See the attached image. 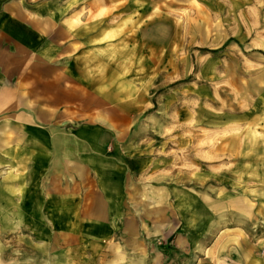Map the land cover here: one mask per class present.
<instances>
[{
    "label": "rangeland",
    "instance_id": "374dc122",
    "mask_svg": "<svg viewBox=\"0 0 264 264\" xmlns=\"http://www.w3.org/2000/svg\"><path fill=\"white\" fill-rule=\"evenodd\" d=\"M133 3L118 12L117 22L101 23L95 40L87 38L86 49L94 54L85 59L100 68L96 89L109 98L103 110L130 116V136L141 155L151 158L148 182L165 176L168 185L181 187L180 216L169 226L197 228L193 236L181 230L164 251L147 238L136 249L154 256L147 264H241L238 243L244 240V249L253 252L256 225L264 257V0ZM239 131L241 151L232 149ZM180 139L196 149L195 159L183 158ZM223 145L231 148L224 157L217 148ZM203 195L224 197V226L216 224L223 220ZM243 198L256 215L242 222L245 227L234 211L247 205ZM171 203L166 199L167 209ZM35 217L36 230L6 229L0 264H142L126 261L110 240L79 248L75 238L59 235L56 216Z\"/></svg>",
    "mask_w": 264,
    "mask_h": 264
},
{
    "label": "crops",
    "instance_id": "0c3cea01",
    "mask_svg": "<svg viewBox=\"0 0 264 264\" xmlns=\"http://www.w3.org/2000/svg\"><path fill=\"white\" fill-rule=\"evenodd\" d=\"M133 5V0H0V175L12 168L29 220L52 215L58 226L65 214L66 226L58 229L75 238L77 247L110 240L126 261L147 264L155 258L136 249L141 238L154 246L156 240L164 251L181 230L193 236L197 228L169 226L180 216L181 187L168 185L165 176L148 182L151 158L141 155L130 136V116L103 110L109 98L96 89L100 68L85 59L94 54L86 49L87 38L95 40L101 23L117 22L118 12ZM88 98L92 104L86 109ZM240 131L232 148L238 151L245 147ZM166 199L172 200L168 209ZM251 217L256 215L234 220L245 227L242 222ZM253 231L259 232L253 252L244 249V240L238 243L241 264H264L261 226ZM189 243L191 249L195 240Z\"/></svg>",
    "mask_w": 264,
    "mask_h": 264
},
{
    "label": "bare ground",
    "instance_id": "6f19581e",
    "mask_svg": "<svg viewBox=\"0 0 264 264\" xmlns=\"http://www.w3.org/2000/svg\"><path fill=\"white\" fill-rule=\"evenodd\" d=\"M219 108H222L221 105H217ZM239 134L237 133L236 136L233 139H238ZM181 144H183L185 147H183L182 151V156L185 159H189V160H193L196 158V149L193 148V146L191 144H185V140L184 139H180ZM188 142H191L192 139L189 138L187 140ZM218 148V152L219 155L224 157L226 156V153L229 152L228 149L224 148V147H217ZM174 159H176V157H173ZM181 160V159H180ZM2 175L4 176V181H1V186L0 188H2V191H4V193H0V249H1V242L4 241L5 235L6 233V229L7 227H10L11 230H17L19 226H32L34 224L33 221L28 220L30 219L29 216V211L25 209V207L23 206V200L21 201V196L22 194H20V187L15 188L16 185L14 183V175L12 173V168L8 167V169H6L4 171V173H2ZM189 190H193L190 189ZM219 195H223V194H219ZM210 197L213 198V201H210ZM203 200H205V204L207 205V207L213 211V213L215 215H217L218 217L222 218V221H217L216 224L217 225H221L224 226L225 224H223L225 222V219H223L222 215L225 213V209L226 207V203L224 202V197L222 198H218V197H213L212 195H203ZM242 201H245L247 203V205L245 206H240V204H238V207L234 208V211L236 212V214L238 215V217L240 218H248L252 215H254L253 213V206L250 204L249 200L243 198L240 200V203ZM153 205V203H151V198H149V206L151 207ZM34 218L37 219V217H35L33 215ZM60 219L58 221V226H66L65 225V220H66V216L65 214H60ZM35 226H37V224H35ZM44 226H48L47 223ZM62 238H64V234L60 233L59 234ZM49 236V235H48ZM47 238V241H49V237ZM29 244V242H27ZM49 243V242H48ZM48 243H46V245H48Z\"/></svg>",
    "mask_w": 264,
    "mask_h": 264
},
{
    "label": "trees",
    "instance_id": "16d2710c",
    "mask_svg": "<svg viewBox=\"0 0 264 264\" xmlns=\"http://www.w3.org/2000/svg\"><path fill=\"white\" fill-rule=\"evenodd\" d=\"M209 52H213V51H210V50H208Z\"/></svg>",
    "mask_w": 264,
    "mask_h": 264
}]
</instances>
